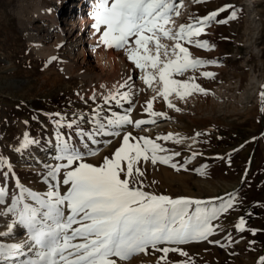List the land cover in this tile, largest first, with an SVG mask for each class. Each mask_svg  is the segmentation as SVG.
<instances>
[{
  "label": "rangeland",
  "instance_id": "374dc122",
  "mask_svg": "<svg viewBox=\"0 0 264 264\" xmlns=\"http://www.w3.org/2000/svg\"><path fill=\"white\" fill-rule=\"evenodd\" d=\"M55 1L59 0H0V157L6 161L0 166V188L6 190L5 202L0 204V209L10 204L13 196L19 195L21 187L41 195L57 184L59 191H67L68 186L62 183L63 172L58 177L47 175L51 166L62 163L55 159L58 132L85 153V162L97 166L120 146L124 132L154 140L168 133L179 134L183 138L180 143L175 140H157V143L169 150L162 154L178 152L172 162L185 165L186 170L142 162L143 190L172 198L209 201V206H218L221 200L216 198L228 200L229 195L235 197V201L227 213L212 222L217 227L209 240L220 241V244L201 241L179 245L188 256L170 252L167 261L161 264H178L179 261H188V264H257L264 256V111H261L260 101V92L264 90V0H202L200 3L184 0L181 15L174 17L177 28L189 23L190 17L206 16L225 5L239 10L236 19L223 24L213 21L205 33L195 38L208 41L215 45L214 48L203 49L184 42L193 57L215 61L179 77L186 79L194 75L196 83L205 88L207 94L193 93L185 99L170 97L180 111L169 108L157 97L153 102L154 111L166 113L167 118H155V124H146L139 129L132 125L122 129L109 128V131H120L121 136L100 135L95 139L77 134L80 128L86 133L95 130L94 110L99 111L103 119L111 114L109 109L123 114L131 108L134 121L147 120L150 117L144 107L155 93L144 82L137 81L143 73L132 61L125 62L120 75L115 72L114 67L119 61L109 59V54L116 52L123 57L126 53L102 45L97 47L100 33L93 27L95 21L91 22L95 30L93 42H87L90 28H83L86 45L83 44L86 50L88 44L92 46V64L96 61L99 65L90 76H82V72L91 70L89 63L83 62L81 54L78 59L73 57L77 52L69 50L74 47L69 42L48 55L38 52L25 35L32 17L30 13L37 2L51 6ZM96 3L97 0H74L71 6L77 10H86L90 6L91 9L86 11L94 19ZM231 11L229 8L215 19L225 20ZM66 17L64 15L62 22L64 27L69 23ZM162 42L169 46L173 44L170 40ZM52 57L56 59L52 60ZM65 61L75 62L73 71L65 70ZM203 71L213 72L215 76L206 78L201 75ZM117 75L122 78V84L131 77L128 83L132 85L133 95L131 101L122 102V106L115 102L105 104L103 100L117 89L121 92L129 90L117 87ZM94 94L96 99L92 100ZM81 116L83 120L79 119ZM74 118L78 123L69 129L66 124ZM56 120L64 123L57 126ZM25 133L36 143L21 148ZM108 140L112 143H104ZM97 148V155H87L88 149ZM193 153L197 155L193 157ZM25 202L35 203L27 193ZM240 217L246 222L243 232L236 229ZM12 219L10 214L0 216V232L7 230ZM252 229H256L255 234ZM25 238L26 231L17 227L12 235L0 237V243H17ZM252 241L254 243H250ZM221 244L225 246L221 247ZM161 255L150 250L148 255L133 256L123 264H156Z\"/></svg>",
  "mask_w": 264,
  "mask_h": 264
},
{
  "label": "snow or ice",
  "instance_id": "6c2138e0",
  "mask_svg": "<svg viewBox=\"0 0 264 264\" xmlns=\"http://www.w3.org/2000/svg\"><path fill=\"white\" fill-rule=\"evenodd\" d=\"M183 7L184 0H97L93 12V27L100 33L97 47L123 50L127 59L143 73L141 79L155 95L146 101L144 107L149 119L134 121L131 108L123 114L109 109L111 114L103 119L100 112L94 110L92 122L95 130L86 133L80 128L77 131L79 136L93 139L100 135L119 137L120 131H109V128L122 129L125 125H132L139 129L146 124H155V118H167L166 113L154 111L153 102L157 97L162 98L169 108L180 111L170 97L185 99L193 93L207 94V90L196 83L194 75L186 79L179 77L215 61L193 57L184 42L198 48H214L215 45L208 41L195 38L205 33L213 21L223 24L236 19L239 10L225 5L206 16L190 17L189 23L177 28L174 17L181 15ZM229 8L232 11L227 19H215ZM164 40L173 41V44L169 46L162 42ZM201 75L213 78L215 73L203 71ZM129 80L131 77L119 86L127 87L128 91H112L103 97L104 103L115 102L122 106V102H130L133 93ZM91 99H96L95 94ZM260 101L261 111H264V90L260 92ZM55 123L61 126L64 122L56 120ZM77 123L74 118L66 127L71 129ZM182 139L173 133L154 140L124 132L120 146L97 166L85 162V153L58 132L55 159L62 163L51 166L47 175L58 177L63 172L62 183L68 186L67 191H59L57 184L41 195L21 187L19 195L13 196L11 203L0 209V216L10 214L13 217L7 230L0 232V237L12 235L17 227L26 231L22 242L0 243V264H123L133 256L148 255L150 250L162 253L156 261L161 264L167 261L170 252L188 256L179 245L201 241L220 244V241L209 240L217 227L212 222L234 206L235 197L229 195L228 200L216 198L221 200L220 204L209 206V201L172 198L143 190L145 173L142 162L162 163L177 171L186 170L185 165L172 162L178 152L162 154L169 150L157 143V140L180 143ZM34 143L36 141L25 133L20 147L26 148ZM104 143L111 144L112 141ZM98 151V148L88 149L87 155L95 156ZM195 155L197 153H193V157ZM4 163L6 161L0 157V166ZM25 193L34 204L25 202ZM5 195L6 190L0 188V204H4ZM245 224L244 218L240 217L236 229L243 232ZM251 231L255 234L256 229ZM178 264H188V261H179ZM257 264H264V256Z\"/></svg>",
  "mask_w": 264,
  "mask_h": 264
},
{
  "label": "bare ground",
  "instance_id": "6f19581e",
  "mask_svg": "<svg viewBox=\"0 0 264 264\" xmlns=\"http://www.w3.org/2000/svg\"><path fill=\"white\" fill-rule=\"evenodd\" d=\"M73 2L74 0H59L53 2L51 6L50 4L47 6L43 3L37 2L30 13L32 17L29 22V27H25L27 28L25 35L33 47L37 49L38 52L40 51V53L42 52L45 55L55 52L56 49L64 42L71 43L72 46L74 45V47H70L69 50L72 49L77 52L73 54V57L78 59L80 58L78 56L81 54L83 62H88V68L91 69L80 73L82 76H90L93 74V70L99 68V65L97 64L98 62L96 63V61L92 64L93 58H90V54H93L92 46L88 44L87 50L86 46H84V44L86 45V41L84 40L83 28L86 23L94 22V19L86 11L91 9L90 6H88L86 10H81L80 8L77 10L71 6V3ZM47 14L48 17L46 16ZM44 15L47 17H45L47 20L43 17ZM52 15L55 16V18ZM64 15L67 16L66 20L69 22L66 27L62 26ZM90 30L92 32H88L87 36L89 41L87 42L91 43L95 39V30L93 28H90ZM109 59H117L119 61V65L114 68L115 72L120 75L122 67L128 60L127 54L123 55L122 57L116 52H111L109 54ZM64 67L67 72H71L75 68V62L65 61ZM119 75H117V78L120 77ZM141 76L142 75L140 74L137 81L143 83ZM121 84L122 78H118L117 87L119 88ZM100 109H102V107H100Z\"/></svg>",
  "mask_w": 264,
  "mask_h": 264
}]
</instances>
